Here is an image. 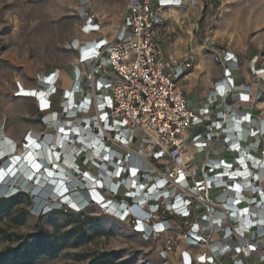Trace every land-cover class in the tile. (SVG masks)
Returning <instances> with one entry per match:
<instances>
[{"label": "built area", "instance_id": "built-area-1", "mask_svg": "<svg viewBox=\"0 0 264 264\" xmlns=\"http://www.w3.org/2000/svg\"><path fill=\"white\" fill-rule=\"evenodd\" d=\"M93 1L78 0L84 13L82 30L98 34L70 42L76 53L71 72L53 70L36 79L38 87L48 85L50 94L61 70L71 82V105L61 101L54 112L36 102L47 126L51 116H72L68 126L85 121L81 133L90 131L97 138L94 164L81 153L89 147L82 142L76 152L80 168L73 169L82 180L96 172L89 178L97 183L108 174L111 185L86 186V199L104 211L113 208L110 213L144 240H161L157 253L163 260L181 245L180 264H264V117L252 112L263 77L258 71L264 74V68L251 66L254 79L244 83L234 76L239 69L234 52L215 53L222 76L213 81L201 104L192 105L180 83L192 59L188 54L167 55L163 42L199 0H124L110 36L100 31L90 10ZM22 93L27 92L17 95ZM231 120L240 125L238 138L248 141L245 145L234 140L227 126ZM27 138L22 146L28 145ZM10 186L13 189L2 195L22 187ZM240 199H249L242 210L237 208ZM52 203L33 210L45 214L62 204L80 210Z\"/></svg>", "mask_w": 264, "mask_h": 264}, {"label": "rangeland", "instance_id": "rangeland-1", "mask_svg": "<svg viewBox=\"0 0 264 264\" xmlns=\"http://www.w3.org/2000/svg\"><path fill=\"white\" fill-rule=\"evenodd\" d=\"M122 3L102 10L92 3L90 10L105 36H110L119 24ZM83 17L78 0H0V141L5 145L9 142L4 134L12 138L13 150H23L25 136L43 139L51 135V127L41 120L36 100L17 93L23 92L22 87H34L41 73L59 69L71 72L76 53L69 48L70 42L89 35L82 30ZM164 45L169 51L177 48L191 55L192 65L180 83L193 105L201 104L208 86L222 69L215 53L235 52L242 68L250 74L251 66L264 68V0H199L187 17L178 19L175 32L165 37ZM199 62L204 63L203 70L196 66ZM64 70L58 73L60 88L53 100L56 109L61 88L70 83ZM262 76L256 106L257 113L264 117ZM9 160L0 155V171ZM82 190L87 194L88 189ZM19 192L22 194L9 213L0 214V253L19 251L28 242L33 247L51 246L56 250L53 255L45 252L36 256L32 264H87L91 260L103 264H180L181 245L163 260L157 253L161 240H144L95 202L87 201L80 210L62 204L51 210L57 209L54 212L41 214L33 210V192L21 187L12 195ZM44 197L46 203L51 199L49 193ZM55 202L52 206H58Z\"/></svg>", "mask_w": 264, "mask_h": 264}, {"label": "bare ground", "instance_id": "bare-ground-1", "mask_svg": "<svg viewBox=\"0 0 264 264\" xmlns=\"http://www.w3.org/2000/svg\"><path fill=\"white\" fill-rule=\"evenodd\" d=\"M253 18L254 16H251L250 20H253ZM108 27L110 30H113L112 25H109ZM92 38L93 34H89L86 36V38H78V42L81 43V41L91 40ZM173 51V55L175 54L176 56H179L181 54V51H179L177 48H174ZM201 61L203 62V60ZM196 66L200 69L204 68L201 62H199V65L197 63ZM258 72L260 75H263L262 71ZM59 80L57 84H53L56 89L51 94L48 85L39 87L36 85L32 88L22 87V90L26 91L27 93H22L20 95L32 97L42 106L49 105L51 110L56 112L59 109L61 101H65L67 106L71 105L73 101L70 82L67 87L61 88L58 109L54 108L53 100L59 92ZM50 83L51 82H49V84ZM65 90H68V96L66 98L64 97ZM217 96L221 99L225 97V95L220 96L219 94H217ZM244 104L250 106V102H246ZM83 117H88L89 119V114H83ZM72 119V116L62 118L59 116L49 117L50 126L48 125V127H51V135L48 133L50 136L48 137L46 135L43 139L41 137L36 138L29 136L27 139L28 145H24L23 150L21 149L20 151L13 150L14 141L11 140L12 138L10 139V137L6 136V134L3 135L7 140H9L10 143L9 145H5L4 142L0 141V155H2V159L10 158V160L9 163H7V165L4 166L0 171V184L2 191L5 190V188L11 191L13 188L10 185H16V183H20L23 188L33 192L32 197H35L34 203H36V205L43 203L46 200L44 195L49 193L51 199H49L50 201L47 202L48 204L52 201H56L55 204L59 205V203L63 201L64 203L73 205L76 209H82V207L84 208L87 205L86 203L88 201L82 192V189L86 188V183H89V187L94 188L98 187V183L102 186L104 184L106 186L111 185V177L108 174H104V176L106 175L105 181L101 180L98 183L96 181H92L89 177H93L96 172L94 173L90 170L89 171L91 173L88 178L84 180L79 178L76 179V171L73 169V167L80 168L78 163L80 154L77 155L76 152L82 147V142L87 143L89 147L87 149H83L81 153H86L87 159L90 160L92 164H94L96 161L95 151L97 150L98 144L95 134H92L90 131H84V133H81V130L85 129V121H81L80 125H77V127L72 125L68 126L67 122ZM86 123L88 124V127H90V121L88 120ZM260 124V132L262 133L264 132V118L261 119ZM227 126L228 128L232 129L231 134H235L236 138L234 140L238 143V145L243 146L248 143V141L242 142L238 138V132L241 128L239 124L231 120ZM100 129L101 131H105V128L102 125H100ZM75 130H78V135L75 134ZM218 131L219 130H217V132ZM24 142H26V140ZM109 155L110 154H107V157H109ZM19 164L20 167L18 166ZM92 164L89 165L92 166V168H95ZM115 167L117 169L118 165ZM260 179L264 184L263 174ZM237 187L240 189V191H242L240 188L241 184H238ZM65 189L67 190L66 193L63 192ZM92 196L96 199H100L98 195L96 196L93 194ZM107 199L108 198H104L103 201H106ZM248 200L242 201L240 199V202L237 204L238 210H242L244 207L248 206ZM114 205L115 204H112L111 207H114ZM107 209L108 210L105 212L112 215L110 212L113 208L108 207ZM139 215L142 216L143 212H140ZM239 220L242 221L243 216H241ZM213 238H218V234H213Z\"/></svg>", "mask_w": 264, "mask_h": 264}, {"label": "trees", "instance_id": "trees-1", "mask_svg": "<svg viewBox=\"0 0 264 264\" xmlns=\"http://www.w3.org/2000/svg\"><path fill=\"white\" fill-rule=\"evenodd\" d=\"M21 164V163H20ZM20 164L18 165L20 167ZM6 166V165H5ZM22 194V192L17 193L16 195H12L9 197H2L0 196V214H8L9 208L17 201L18 197ZM34 200V198L32 199ZM36 207L35 204H33V208ZM57 209L51 211L54 212ZM54 247L51 246H37L33 247L28 242H25L21 248V250H12L7 252H1L0 253V263L3 261H7L8 263H15L16 261L21 262L22 264H32L33 260L36 258V256L47 253L50 255H53L55 253ZM99 258H103L100 256ZM97 260H91L87 264H103L102 262L96 263Z\"/></svg>", "mask_w": 264, "mask_h": 264}, {"label": "crops", "instance_id": "crops-1", "mask_svg": "<svg viewBox=\"0 0 264 264\" xmlns=\"http://www.w3.org/2000/svg\"><path fill=\"white\" fill-rule=\"evenodd\" d=\"M121 1L122 2H124V0H94L93 2L95 3V4H97V6H98V8H99V10H102L103 8H105V7H110V6H112V5H116V6H119L120 5V3H121ZM122 5H123V3H122ZM121 10H122V8H121ZM163 47H164V49H165V52H166V54L167 55H173V50L172 51H169V50H167L166 48H165V45H164V42H163ZM231 51V50H230ZM233 52V51H232ZM185 54H188V52H186ZM185 54H183L182 53V51H181V54L179 55V56H176L175 54L173 55L174 57H182L183 55H185ZM234 54H235V52H234ZM236 55V54H235ZM237 56V55H236ZM237 59H238V61H240L239 60V57L237 56ZM221 66V65H220ZM203 67H204V63H203ZM243 67V65H241V62H239V69L238 70H235V72H234V76H235V78L238 80V81H241V82H244V83H249V82H251V81H253V77L251 76V74H250V72L247 70V69H243L242 68ZM204 68H202V70H203ZM206 75H208L207 74V72H206ZM222 76V69H221V71H220V74H218L217 76H215V78H214V80L213 81H215L216 79H218V78H220ZM211 85H212V83L208 86V88L207 89H210V87H211ZM186 94V93H185ZM207 94V93H206ZM206 94H205V96H206ZM187 97V96H186ZM187 99H188V102L190 103V104H192L193 105V103H192V100H190L188 97H187ZM205 99V98H204ZM257 103V102H256ZM252 112H254V113H257L258 111H257V106H256V104H254V106H253V108H252ZM9 143L10 142H7V144L6 145H9Z\"/></svg>", "mask_w": 264, "mask_h": 264}, {"label": "clouds", "instance_id": "clouds-1", "mask_svg": "<svg viewBox=\"0 0 264 264\" xmlns=\"http://www.w3.org/2000/svg\"><path fill=\"white\" fill-rule=\"evenodd\" d=\"M10 192V190H8V189H5V190H3L2 191V189H0V195H2V194H6V193H9Z\"/></svg>", "mask_w": 264, "mask_h": 264}, {"label": "water", "instance_id": "water-1", "mask_svg": "<svg viewBox=\"0 0 264 264\" xmlns=\"http://www.w3.org/2000/svg\"><path fill=\"white\" fill-rule=\"evenodd\" d=\"M0 189H2L1 186H0ZM90 200L93 201V199H90ZM62 202H63V201H62ZM63 203H64V202H63Z\"/></svg>", "mask_w": 264, "mask_h": 264}]
</instances>
